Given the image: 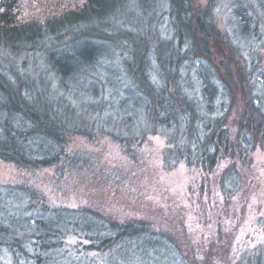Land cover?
<instances>
[{
	"label": "trees",
	"instance_id": "trees-1",
	"mask_svg": "<svg viewBox=\"0 0 264 264\" xmlns=\"http://www.w3.org/2000/svg\"><path fill=\"white\" fill-rule=\"evenodd\" d=\"M131 1L143 9L153 0H0V59L41 52L47 70L30 79L0 69L1 161L26 170L84 166L68 147L72 137L89 135L88 121L76 116L73 101H83L85 91L93 94L94 87L90 72L79 85L77 75L104 56L98 41L116 43L121 33L107 30ZM161 1L167 5L165 37L147 26L119 44L128 53L123 67L133 83L126 99L142 101L144 123L164 133L168 168L179 163L195 167L211 185H228V198L243 181L240 169L251 152L264 148V68L249 52V43L259 40L256 27L264 17V0L259 18L255 6L250 14L248 3L230 8L224 30L212 0L205 6ZM52 81L55 86L49 87ZM115 138L125 145L131 140ZM36 193L24 185L0 187V252L16 264H49L70 237L90 252L136 243L152 259L175 252L186 264H214L215 257L228 255L229 237L222 244V232L199 255L144 219H118L86 205L50 207ZM263 262L261 255L254 264Z\"/></svg>",
	"mask_w": 264,
	"mask_h": 264
},
{
	"label": "rangeland",
	"instance_id": "rangeland-1",
	"mask_svg": "<svg viewBox=\"0 0 264 264\" xmlns=\"http://www.w3.org/2000/svg\"><path fill=\"white\" fill-rule=\"evenodd\" d=\"M192 1L200 6L209 2ZM212 1L218 26L223 30L228 26L224 22L230 8L238 4L248 3V11L253 16L255 6L258 18L262 16L261 0ZM166 7L161 0H153L143 9L129 2L121 10L120 18L113 19L107 30L115 35L121 33L117 44L98 41L103 46L104 56L95 66L77 75L79 85L87 81L84 74L90 72L89 81L94 87L93 94L91 90L85 91L88 97L81 98L83 101H73L76 116L88 121L89 135L72 137L68 147L70 152L82 157L84 166L26 170L0 160V187H30L50 207L86 205L118 219H144L154 230L168 233L184 249H193L191 251L206 249L210 239H215L216 243L222 232V244L229 237L225 243L228 255H221L219 260L215 257L214 264H226V256L231 259L227 264H254L258 256H264V148L251 152L249 163L240 169L243 181L227 198L224 192L229 189L228 185H211L210 178L203 179L205 177L195 167L179 163L168 168L163 160L168 146L164 133L152 132L144 123L142 101L136 104L135 100L126 99L127 89H132L133 83L123 67V58L128 53L123 52L119 44L131 38L130 32L143 34L147 26L156 36L165 37ZM256 30L259 40L249 43V52L264 68V17ZM43 56L41 52L11 60L3 56L0 69L9 74L17 71L34 79L47 71ZM50 83L49 87L55 86L54 81ZM94 106L100 111L94 112ZM100 125H104L105 130H100ZM114 135L131 140L125 145ZM66 239L65 244L55 250L58 257L49 264H152L154 259L159 264H186L175 252L152 259L151 254L140 253L136 243L90 252L82 248L83 243L77 238ZM0 264L16 263L8 253L1 251Z\"/></svg>",
	"mask_w": 264,
	"mask_h": 264
}]
</instances>
